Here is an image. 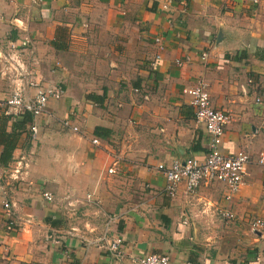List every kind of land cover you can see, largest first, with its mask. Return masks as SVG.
Returning a JSON list of instances; mask_svg holds the SVG:
<instances>
[{
  "label": "crops",
  "instance_id": "crops-1",
  "mask_svg": "<svg viewBox=\"0 0 264 264\" xmlns=\"http://www.w3.org/2000/svg\"><path fill=\"white\" fill-rule=\"evenodd\" d=\"M160 1L0 0V45L27 37L33 71L61 89L24 124L28 142L21 134L0 168L7 172L15 159L26 161L19 180L5 175L1 185L13 217L29 218L5 232L0 195V264H111L92 242L106 219L109 235L135 257L264 264V232L245 226L264 219V170L254 163L264 153V0H170L169 22ZM154 36L161 41L160 59L149 68ZM202 77L210 107L230 115L219 151H242L248 159L242 184L226 202L217 183L192 194L179 183L167 197L155 169L203 157L204 132L180 93ZM240 86L247 87L244 95ZM7 91L0 83V126L9 131L15 117L3 114ZM63 118L77 131L62 128ZM110 166L114 173L107 174ZM42 192L52 196L50 203ZM214 204L227 207L233 219L214 217Z\"/></svg>",
  "mask_w": 264,
  "mask_h": 264
},
{
  "label": "built area",
  "instance_id": "built-area-1",
  "mask_svg": "<svg viewBox=\"0 0 264 264\" xmlns=\"http://www.w3.org/2000/svg\"><path fill=\"white\" fill-rule=\"evenodd\" d=\"M40 0H30V3H38ZM256 0H250L249 4L253 5ZM170 0H161L157 3L158 10L163 17L169 22L170 18ZM180 9L184 7L180 3ZM14 27H18L13 22ZM152 41L155 45V51L148 61V67L152 68L160 59L161 41L159 36H154ZM205 53L197 55V60L202 62ZM34 56L33 47L27 37H22L19 43L7 42L0 45V83L7 84V95L2 100L3 114L10 117H16L23 112L30 115L31 119L40 116L46 102L50 99H58L61 95V89L56 83L42 81L33 71ZM57 65V64H55ZM175 67H179L178 60L173 61ZM250 81L247 80L246 84ZM209 86L205 78H197L191 86L184 87L180 93L186 98V105L191 111V120L195 125L201 126L204 134L202 143L204 153L201 159L183 158L172 160L167 165L155 166L164 177L163 193L167 197L174 195L179 183L183 184V192L192 194L199 186H209L211 184L222 185L224 192L221 195L222 201H228L232 195L237 192L242 184L244 167L248 161L247 156L242 151H235L230 154H222L218 149L219 140L222 137L225 126L229 123L230 115L227 111L212 109L209 105L207 87ZM247 87L238 88L240 94L246 93ZM26 89H32V94L25 93ZM135 91V90H134ZM145 97V96H143ZM256 100V98H255ZM254 100V101H255ZM62 128H67L76 132L77 128L73 126L69 118H63L59 121ZM30 139L33 138L35 128L33 125L28 126ZM90 143L95 145L97 140L92 138ZM254 163L264 170V153L258 152ZM27 163L22 158L13 161V166L9 171L0 170V195L3 197L1 209L4 215L3 230L12 232L21 228L22 224H29V218L24 220L13 217V203L5 195L6 190L1 185L6 175L8 180H19L24 173ZM6 172V173H5ZM107 174L114 173L113 167L106 169ZM41 199L50 203L52 196L47 192H42ZM88 199V196H86ZM210 211L214 217L222 221H231L233 215L227 207L211 205ZM110 219H106L99 237L94 239L96 246L107 253L111 264H120L122 260H127L131 264H168L165 255L162 254H145L135 257L131 254L124 253L120 246V239L117 236H110ZM245 226L249 231L264 232V219L258 217L247 220ZM178 264H196L190 262H180Z\"/></svg>",
  "mask_w": 264,
  "mask_h": 264
},
{
  "label": "trees",
  "instance_id": "trees-1",
  "mask_svg": "<svg viewBox=\"0 0 264 264\" xmlns=\"http://www.w3.org/2000/svg\"><path fill=\"white\" fill-rule=\"evenodd\" d=\"M30 120V115L23 112L13 119L9 131L4 129V125L0 126V168H5L6 164L10 161L11 151L16 146L21 134L24 135L25 141L28 142L29 133L25 130L24 124L30 122Z\"/></svg>",
  "mask_w": 264,
  "mask_h": 264
}]
</instances>
